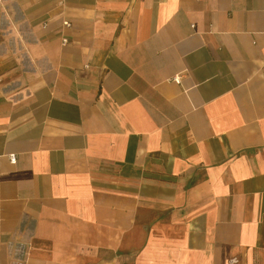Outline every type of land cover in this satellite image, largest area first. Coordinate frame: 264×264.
<instances>
[{"label":"crops","instance_id":"crops-1","mask_svg":"<svg viewBox=\"0 0 264 264\" xmlns=\"http://www.w3.org/2000/svg\"><path fill=\"white\" fill-rule=\"evenodd\" d=\"M234 259L264 264V0H0V264Z\"/></svg>","mask_w":264,"mask_h":264},{"label":"built area","instance_id":"built-area-1","mask_svg":"<svg viewBox=\"0 0 264 264\" xmlns=\"http://www.w3.org/2000/svg\"><path fill=\"white\" fill-rule=\"evenodd\" d=\"M67 26H68V24H67ZM64 43H67V41H64ZM175 81H176V82H179L180 79H179V78H176ZM10 161H11V163L15 164L16 161H17V156H15V155H11V156H10ZM231 263H232V264H236V263H237V260H236V259L231 260Z\"/></svg>","mask_w":264,"mask_h":264}]
</instances>
